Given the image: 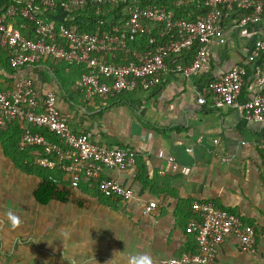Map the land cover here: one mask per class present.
<instances>
[{"label":"crops","instance_id":"1","mask_svg":"<svg viewBox=\"0 0 264 264\" xmlns=\"http://www.w3.org/2000/svg\"><path fill=\"white\" fill-rule=\"evenodd\" d=\"M11 3L0 0V14L9 25L19 27L18 17L6 12ZM69 12L59 6L49 16L43 11L39 16L58 22ZM82 14L77 12L74 18ZM222 26L223 35L208 45L207 61L190 77L174 69L175 61L188 63L184 57H175L168 60L167 70L153 88L138 87L104 97H87L77 87L82 69L73 63L43 57L14 69L0 35V90L30 78L39 97L48 90L55 93L59 110L70 115L73 131L86 132L107 147H129L138 153L132 167L104 172L130 188L134 198L105 197L95 185L73 190L85 207L71 205L74 214L64 215L74 218L75 226L70 234L63 233L68 240L62 253L69 255V261L59 264H129L132 257L142 255L150 257L151 264H160L163 258L191 253L195 235L185 228L195 216V200L234 212L257 231L264 227V122L247 119L239 107L213 105L209 94L205 104L197 102L198 91L209 81L247 62L254 41L264 37V17L242 26L226 19ZM133 43L128 45L135 51L147 46L140 35L135 43L138 48ZM127 54L112 51L104 59L124 63ZM259 64L260 59L247 64L241 101L260 90L256 82ZM4 156L0 144V169ZM168 156L175 157L176 168L168 165ZM10 188L18 194L17 181ZM150 201L158 208L155 213H144ZM206 264H264V237L258 235L252 250L242 251L238 238L228 235Z\"/></svg>","mask_w":264,"mask_h":264},{"label":"built area","instance_id":"2","mask_svg":"<svg viewBox=\"0 0 264 264\" xmlns=\"http://www.w3.org/2000/svg\"><path fill=\"white\" fill-rule=\"evenodd\" d=\"M89 1L102 5L117 0H65L60 6L71 11ZM19 3L21 14L35 21V37L24 35L0 14L1 41L8 49L11 67L20 69L43 57L85 65L87 71L81 74L76 85L87 97L120 94L138 87L149 90L160 82V75L167 70V62L172 55H180L194 46L197 50L191 62L175 61L174 69L185 77L199 71L208 59L207 49L211 39L223 35V6L230 10L236 5L247 11L235 22L236 25L256 23L264 17V0H207L209 9L195 20H175L171 11L154 4L143 6L133 0L127 6L128 15L121 26L113 25L105 31L97 28L94 32H82L65 24L56 30L51 23L39 18L42 6L49 10L56 8L55 0H19ZM16 11L12 3L6 12L14 15ZM145 21L163 24L159 33L162 41L150 36L146 48L131 50L128 44L145 29ZM118 50L132 52L133 57L126 58L124 63L104 59L106 53ZM257 59H260V64L256 82L260 90L251 99L241 101L239 97L247 75V64ZM206 94L217 107H239L247 119L264 122V37L254 41L246 63L235 64L219 79L209 81L198 91L199 104L206 103ZM10 120L46 128L63 140L66 147L51 143L39 132L25 131L18 143L20 149L30 148L35 153L36 164L59 172V176L50 174L49 179L59 182L62 177L72 190L85 184L95 185L105 197L134 198L130 188L105 176L104 172L132 167L138 153L129 147H107L95 142L86 132L73 131L70 115L59 110L53 91L48 90L43 97H39L30 78L19 79L12 89L0 90V126ZM158 155L164 156L163 151L160 150ZM166 159L171 167L178 166L174 156ZM157 208L158 204L150 201L143 207V212L152 214ZM192 209L195 216L189 219L185 231L195 235V251L163 258L160 264H206L215 257L218 247L228 235L238 238L242 251L252 250L258 235L264 237V227L257 231L254 225L244 222L238 214L217 207L210 201L195 200Z\"/></svg>","mask_w":264,"mask_h":264},{"label":"trees","instance_id":"3","mask_svg":"<svg viewBox=\"0 0 264 264\" xmlns=\"http://www.w3.org/2000/svg\"><path fill=\"white\" fill-rule=\"evenodd\" d=\"M64 1L65 0H55V10L58 9ZM132 1L133 0H117L114 2H107L102 5H97L89 1L85 5L76 6L74 10H71L69 15L66 18H63L61 21L53 22L45 20L43 17L41 19L51 23L56 30L61 24H65L69 25L70 27H75L82 32H94L97 28L105 31L110 29V27L113 25L121 26L124 23L128 15L127 6L132 3ZM206 1L207 0H136L137 3L143 6L154 4L164 8L166 11H171L175 20H195L199 18L209 9V7L206 5ZM11 2L17 9L13 16L15 18L18 17V26L20 27L19 24L22 25V28L20 27L21 32L28 37H35V21L21 14L19 10V0H11ZM219 7H222V5H219ZM41 9L45 16H49L50 14L54 13V10H49L47 7L42 6ZM77 12L81 14L83 13L82 17L78 16L74 18V15ZM223 12L225 14L224 21L227 19L233 22L238 21L247 13L246 10L239 8L236 5H234V7L230 10L223 6ZM81 18L82 21H80ZM26 28L28 29V32H26ZM162 30V23H152L150 21H145V29L138 33L133 45L138 48L137 44L135 43L139 35L141 39H143V45H148V38L150 36H155L158 41L161 42L162 38L160 37L159 33ZM134 48L135 47H133L131 50H134ZM196 50L197 46H194L191 50H186L181 53L182 55H172L171 58L184 57V59L189 63L194 58ZM129 57H132V52L127 54V59ZM127 59L125 58V62ZM75 65L81 67V74L84 71H87V67L85 65ZM25 131L39 132L43 134L51 143L60 144L66 147L63 140L59 139L55 134L51 133L46 128L34 127L24 121L10 120L4 126H0V144L3 154L12 162L13 166L17 170H20L26 174H34L37 176L38 182L32 191V197L38 204L48 205L51 201H58L62 203L68 202L69 198L74 195L73 190L69 186L68 182L62 179V177H60L61 179L59 182H54L48 178L50 174L59 176V172L50 171L36 164L34 161L35 153L32 152L30 148H19L18 143L21 139L22 133ZM195 248L196 243L193 241L191 250L194 252Z\"/></svg>","mask_w":264,"mask_h":264},{"label":"rangeland","instance_id":"4","mask_svg":"<svg viewBox=\"0 0 264 264\" xmlns=\"http://www.w3.org/2000/svg\"><path fill=\"white\" fill-rule=\"evenodd\" d=\"M2 160L0 264H59L69 261L66 259L69 255L62 253L68 240L63 233L67 231L70 234L75 223L74 218L64 215L74 214L73 209H69L71 205L85 207V202L73 195L65 203L51 201L48 205L38 204L32 197L37 176L17 171L5 156ZM15 181L18 182L17 195L14 188H10V183Z\"/></svg>","mask_w":264,"mask_h":264},{"label":"clouds","instance_id":"5","mask_svg":"<svg viewBox=\"0 0 264 264\" xmlns=\"http://www.w3.org/2000/svg\"><path fill=\"white\" fill-rule=\"evenodd\" d=\"M12 219L15 220L14 217ZM129 264H151V259L147 255L136 256L130 259Z\"/></svg>","mask_w":264,"mask_h":264}]
</instances>
